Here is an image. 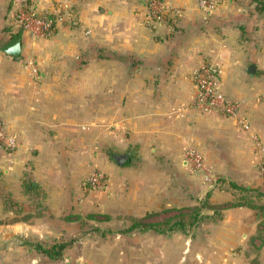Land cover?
Instances as JSON below:
<instances>
[{"label": "crops", "instance_id": "1", "mask_svg": "<svg viewBox=\"0 0 264 264\" xmlns=\"http://www.w3.org/2000/svg\"><path fill=\"white\" fill-rule=\"evenodd\" d=\"M24 3L66 19L52 37L35 38L12 23ZM166 3L180 16L149 27L147 0H0V118L17 138L14 150H0V264H66V254L54 260L29 242L61 239L77 215L105 212L121 227L195 206L202 186L184 167L187 147L243 177L237 165L251 161L252 130L264 140V67L247 70L263 50L257 1L219 0L209 13L196 0ZM20 31L16 59L2 47ZM209 61L219 63L221 89L242 101L239 117L251 130L193 107V73ZM116 155L126 156L122 165ZM94 166L105 185L88 193L81 183ZM228 212L217 225L220 259L228 264L234 247L235 264H243L241 246L257 224L244 211ZM171 237L192 240L180 231ZM188 264H199L195 251Z\"/></svg>", "mask_w": 264, "mask_h": 264}, {"label": "rangeland", "instance_id": "2", "mask_svg": "<svg viewBox=\"0 0 264 264\" xmlns=\"http://www.w3.org/2000/svg\"><path fill=\"white\" fill-rule=\"evenodd\" d=\"M256 1L264 2V0ZM218 6L219 1L215 9ZM196 7L200 9L197 0ZM258 7L257 2L255 8L258 10ZM177 9L180 8L177 7ZM259 14L262 19L261 26L264 27V13L259 11ZM262 30L264 31V28ZM260 43L263 50L253 57L254 60L251 64L264 67V35L259 36ZM208 63L215 65L220 70L217 61ZM235 100L242 105L241 100ZM235 121L241 126V121L247 123L243 117H238ZM248 123V129L242 127L245 131L251 130L250 122ZM239 125L238 127L241 129ZM250 139L253 143L251 161L246 165L247 167H244L243 162L237 165L238 171L243 176L241 178H233L220 172L217 165L215 167L210 164L198 148L191 146L204 159V168H197L191 163H185L183 157L185 169L196 174L199 177V184L202 186V190L196 192V204L193 207L183 208L182 211L169 208L161 213L146 214L141 218L142 222L145 223L144 225H152V228L142 230L145 227L142 226L127 231L126 229L134 218L128 219L126 225L116 227L110 223L107 213L94 210L84 215H77L75 223L78 224L69 228L67 234L61 239H42L29 243L32 245L39 243L45 247L55 243L66 244L61 256L54 259L61 260L66 254V264H141V262L145 264H188L194 258V251L199 264H227L226 260L220 259V246H222L220 241L223 239L218 238L221 231L217 225H219V221L225 219L228 211L240 210L247 213L246 215H250L252 222L257 224L255 234L246 239L241 246L244 255L243 264H260V250L264 243V140L258 132L253 130ZM237 158L243 160L240 155ZM95 171L102 172L94 166L81 183V187L88 193L102 190V187L95 189L87 185L88 178ZM248 173L253 175L250 178H244ZM241 187L249 190H242ZM231 215L235 217L234 214ZM175 221H178L179 224L175 228L169 229ZM155 224L162 225L156 226ZM161 228L169 230L160 233L157 229ZM174 231H180L185 236L191 237L193 242L192 240L172 239L171 234ZM203 232L210 235L211 238L200 237L199 234ZM22 241L27 244L24 239ZM36 250L39 251L37 248ZM229 251L231 252L228 253V256H232V258L231 260L228 258V264H235L234 247ZM76 254L85 256V259L79 260V262L75 259L72 260ZM88 257H91L90 261L87 260Z\"/></svg>", "mask_w": 264, "mask_h": 264}, {"label": "built area", "instance_id": "3", "mask_svg": "<svg viewBox=\"0 0 264 264\" xmlns=\"http://www.w3.org/2000/svg\"><path fill=\"white\" fill-rule=\"evenodd\" d=\"M219 0H197L201 10L211 12L216 8ZM180 9L171 7L166 0H147V11L144 22L149 27L162 24L168 17H179ZM63 13L57 12L55 17L37 13L31 5L22 4L13 15L12 23L27 31L31 36L47 39L54 35L58 22L65 20ZM220 70L212 64H203L193 73L196 91L193 107L200 113L215 112L224 117L238 119L241 103L228 97L221 89L219 82ZM244 128L247 123L240 122ZM17 147V138L6 130L0 118V150L12 151ZM184 162L191 163L197 168H204L202 155L192 147L184 150ZM88 187L101 188L105 182V175L100 171L91 174L87 181Z\"/></svg>", "mask_w": 264, "mask_h": 264}, {"label": "trees", "instance_id": "4", "mask_svg": "<svg viewBox=\"0 0 264 264\" xmlns=\"http://www.w3.org/2000/svg\"><path fill=\"white\" fill-rule=\"evenodd\" d=\"M258 2V11L260 12H263L264 13V2ZM242 190H249L247 188H242ZM148 214H151V213H147ZM145 223L142 222V219L141 218H134L133 222L131 223V225H129V227L126 229L127 231H132L134 230L135 228H141L142 226H145L142 228V230L144 229H148V228H152L153 226L152 225H144ZM179 222L178 221H175L173 224L170 225L169 229H173L175 228L176 225H178ZM156 226H159V225H162V224H155ZM167 229V230H169ZM167 230H163L162 228L161 229H157L158 232L160 233H164L165 231ZM35 246V248H37L39 251L47 254L50 258L52 259H56V258H59L61 256V252L62 250L65 248L66 244L64 243H55L51 246H48V247H45L39 243H34L33 244Z\"/></svg>", "mask_w": 264, "mask_h": 264}, {"label": "water", "instance_id": "5", "mask_svg": "<svg viewBox=\"0 0 264 264\" xmlns=\"http://www.w3.org/2000/svg\"><path fill=\"white\" fill-rule=\"evenodd\" d=\"M21 35L22 32L20 31L17 35L5 43L2 47V51L16 59H19L21 53ZM247 70L249 73H252L255 70V65H250ZM114 158L118 165H122L126 156L116 155Z\"/></svg>", "mask_w": 264, "mask_h": 264}]
</instances>
